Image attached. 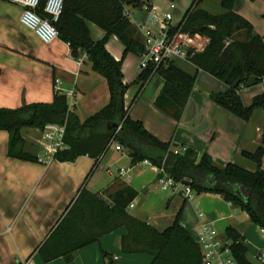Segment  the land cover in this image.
<instances>
[{
  "label": "crops",
  "instance_id": "obj_1",
  "mask_svg": "<svg viewBox=\"0 0 264 264\" xmlns=\"http://www.w3.org/2000/svg\"><path fill=\"white\" fill-rule=\"evenodd\" d=\"M159 1L140 0L137 5H127L126 10L133 22L131 35L136 40L144 42V34L136 22L150 21L148 5L155 12L161 11ZM241 1L237 2V11L250 20L240 7ZM172 2L176 4L174 9H171ZM171 4L167 12L176 9L174 0ZM224 12L223 9L215 14ZM21 14L19 4L0 0V108L16 109L32 103H50L58 91L67 96L71 110L82 122L106 107L110 102L109 85L107 79L94 70L91 61L88 58L80 61L62 38L44 42L21 22ZM90 30L96 41L105 35V30L93 22H90ZM257 32L264 38L261 32ZM107 48L116 59L123 57L125 45L118 36L109 38ZM174 61L188 73L197 74L196 86L181 119L176 120L156 106L157 96L163 88L160 75L159 80L153 81L158 75L154 74L147 87L141 90V85L136 82L141 73L138 68L140 55L134 52L126 56L123 64L124 81L131 84L126 94V105L129 107L132 103L130 116L142 120L159 139L172 141L177 149L191 148L199 156L208 153L220 166L233 162L248 170H256V163L243 152H254L260 145L264 110L256 109L249 120H244L212 99L213 93L228 90L223 81L207 71L198 70L189 59ZM71 91H76L73 101L67 95ZM263 92L264 82L239 91L246 106ZM21 132L25 150L37 160L10 156V132L0 130V264H22L28 259L32 260L31 264H106L105 253L118 257L115 264H151V254L123 252L121 240L127 234L125 226L78 249L71 261L59 257L46 262L40 253V247L68 213L83 188L110 201L111 195L125 186L138 191L134 202L140 204L144 201L138 212L132 214L129 210L133 216L164 230L181 212L180 223L194 237L203 221H213L224 236L232 227L244 239L250 263L264 264L258 259L259 254L264 253V230L222 195L206 193L195 197L194 193L188 199L181 193L164 189L159 183V167L146 161L133 164L129 154L113 145L98 162L89 155H81L74 161L41 160L43 146L38 140L42 138V129L24 127ZM122 169L127 170L124 176L120 175ZM134 202L129 209L134 207ZM186 204H189L188 209L183 214ZM198 211L204 213L203 218L198 216Z\"/></svg>",
  "mask_w": 264,
  "mask_h": 264
},
{
  "label": "trees",
  "instance_id": "obj_2",
  "mask_svg": "<svg viewBox=\"0 0 264 264\" xmlns=\"http://www.w3.org/2000/svg\"><path fill=\"white\" fill-rule=\"evenodd\" d=\"M139 1L64 0L63 12L53 22L59 38L69 43L75 57L87 53L94 70L107 79L110 102L83 122L70 109L67 96L61 91L50 103H32L16 109L0 108V130H7L11 135L10 156L37 160L24 148L21 132L24 127L43 129L50 123H65L66 147L57 154L58 160L74 161L81 155H89L98 162L114 142H119L133 164L148 160L176 181L188 183L195 194L222 195L264 230V132L254 152H243L257 165L256 170L251 171L233 162L220 166L208 153L199 156L191 148L181 151L172 141H163L150 132L142 120L130 116L126 94L131 84L124 81L123 64L129 53L140 55L144 51V42L131 35L133 22L126 8L130 4H139ZM45 2L43 0L38 11L47 17L43 10ZM200 2H192L179 26L186 31H200L210 36L211 43L204 52L189 60L198 70L211 73L228 86L226 92L211 95L214 102L249 120L256 109L264 110V92L246 106L239 91L263 82L264 38L253 23L237 11L238 0H221L225 10L221 14L200 8ZM90 22L105 30L102 39L96 41L92 38ZM114 35L125 45L123 57L119 60L107 48L109 38ZM227 40H231L229 45H226ZM153 68L142 71L136 82L142 89L154 74L160 75L163 88L157 96L156 106L180 120L196 86L197 74L183 70L174 60L162 62L155 73ZM137 197L138 191L132 186L113 193L110 201L83 188L68 213L40 247L44 260L49 262L63 257L71 261L78 249L125 226L127 234L121 240L125 253L151 254V264H203L199 244L180 223L181 212L170 226L159 230L129 212ZM226 233L233 239V254L238 263L251 264L245 241L237 230L230 227ZM105 256L111 257L108 253Z\"/></svg>",
  "mask_w": 264,
  "mask_h": 264
},
{
  "label": "built area",
  "instance_id": "obj_3",
  "mask_svg": "<svg viewBox=\"0 0 264 264\" xmlns=\"http://www.w3.org/2000/svg\"><path fill=\"white\" fill-rule=\"evenodd\" d=\"M10 1L22 7L21 22L33 30L44 42L51 43L60 37L59 31L53 22L57 21L62 14L64 0H46L43 10L48 15L47 17L38 11L42 7L43 0ZM175 6L176 4L172 2L171 9H174ZM147 9L150 10V21L136 22L137 27L144 34V51L140 53L138 66L141 72L154 67L153 73H155L162 62L177 58L190 59L193 55L202 53L209 47L211 43L210 36L200 31L183 30L179 23H173L174 15L172 11L158 15L153 12L149 5ZM230 43L231 40H227L226 45ZM85 58H87V53H83L79 60L83 62ZM67 95L72 100L76 95V91H71ZM131 106L132 103L129 109H131ZM66 131L65 123H50L42 129V138L38 140L43 146L41 160L56 158L57 154L66 147ZM112 145L119 151L125 150L119 142H114ZM146 162L150 163L148 160ZM126 173L127 170H120L121 176ZM159 183L162 188L170 189L174 193H181L188 199L194 194L189 184L176 181L166 174L163 169H161ZM197 214L200 218L204 216L201 211H198ZM195 240L201 248L203 264H239L233 254V239L222 235L213 221H203L200 224L196 231ZM117 258V256L106 258V264H115ZM258 259L264 262V253H260ZM31 261V259H28L23 261L22 264H31Z\"/></svg>",
  "mask_w": 264,
  "mask_h": 264
},
{
  "label": "rangeland",
  "instance_id": "obj_4",
  "mask_svg": "<svg viewBox=\"0 0 264 264\" xmlns=\"http://www.w3.org/2000/svg\"><path fill=\"white\" fill-rule=\"evenodd\" d=\"M171 1L172 0H160L159 3H160L161 11L155 12V10H154L153 12H155L158 15H162V14L166 13L170 7ZM174 1L177 3V7L174 11H172L173 14L175 15L174 16L175 20L173 21V23L176 20H181L183 18V15L185 14V12L187 11V9L190 7V5L192 4V2L194 0H174ZM241 3H242L241 4L242 6L240 5V7L242 8L243 13L249 17V19L251 20V22L254 25L255 30L261 32L264 35V0H257V1L242 0ZM199 6H200V8L208 10L212 13H217V12L223 11V8L221 5V0H201ZM132 7H130V8H132ZM159 79H160V76L156 75L153 81H157ZM147 85H146V87H147ZM181 151H183V150H181ZM263 168H264V158H263ZM203 194H206V193H203ZM198 195H201V194H195V197H197ZM138 203H139L138 201H135L134 207L129 209V210H131L132 214H133V212H138L140 210L144 201L141 202L140 204H138ZM187 205H189V204H186V206L184 207L183 214H185L187 209H188ZM180 219H181V217H180Z\"/></svg>",
  "mask_w": 264,
  "mask_h": 264
},
{
  "label": "water",
  "instance_id": "obj_5",
  "mask_svg": "<svg viewBox=\"0 0 264 264\" xmlns=\"http://www.w3.org/2000/svg\"><path fill=\"white\" fill-rule=\"evenodd\" d=\"M188 184V183H187Z\"/></svg>",
  "mask_w": 264,
  "mask_h": 264
}]
</instances>
